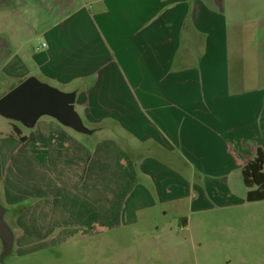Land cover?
Wrapping results in <instances>:
<instances>
[{"label":"crops","instance_id":"obj_1","mask_svg":"<svg viewBox=\"0 0 264 264\" xmlns=\"http://www.w3.org/2000/svg\"><path fill=\"white\" fill-rule=\"evenodd\" d=\"M236 1L0 0L1 79L76 92L93 130L40 118L30 133L15 125L25 141L0 137L16 245L22 227L43 232L55 190L63 201L94 190L89 222L105 227L249 202L242 170L264 150V35Z\"/></svg>","mask_w":264,"mask_h":264},{"label":"rangeland","instance_id":"obj_2","mask_svg":"<svg viewBox=\"0 0 264 264\" xmlns=\"http://www.w3.org/2000/svg\"><path fill=\"white\" fill-rule=\"evenodd\" d=\"M236 2L240 10L250 11L248 17L252 21L247 24L260 25L264 35V0ZM3 24L0 18V31ZM18 82L5 81L0 76V97ZM43 118L57 121L50 116ZM15 125L29 133L32 130L0 114V137L17 136ZM56 178L64 180L63 176ZM73 192L67 191L64 201L58 190L45 196L49 205L39 217L43 232H30L22 227L25 245L14 243L11 254L0 259V264H264V200L215 208L204 214L192 213L187 206L183 213L174 216L170 212L165 216L159 209L149 218L141 213L136 223L105 227L89 222L90 215L95 214L94 190ZM106 195L108 206L115 204L114 193ZM82 197L86 200L79 207ZM29 204L26 201L22 207ZM5 220L10 218L6 215ZM11 228L14 233L20 232L13 225Z\"/></svg>","mask_w":264,"mask_h":264},{"label":"water","instance_id":"obj_3","mask_svg":"<svg viewBox=\"0 0 264 264\" xmlns=\"http://www.w3.org/2000/svg\"><path fill=\"white\" fill-rule=\"evenodd\" d=\"M75 103L76 92L63 91L30 76L0 97V114L27 127H34L41 117L50 116L79 132L91 133L93 130L85 125ZM5 213L6 208L0 202L1 260L11 254L15 243V235L5 220Z\"/></svg>","mask_w":264,"mask_h":264},{"label":"trees","instance_id":"obj_4","mask_svg":"<svg viewBox=\"0 0 264 264\" xmlns=\"http://www.w3.org/2000/svg\"><path fill=\"white\" fill-rule=\"evenodd\" d=\"M14 133L23 141L26 137L22 136L21 131L14 126ZM243 179L248 188L247 200L249 202L264 200V150L258 149L257 155L250 160L242 170Z\"/></svg>","mask_w":264,"mask_h":264}]
</instances>
